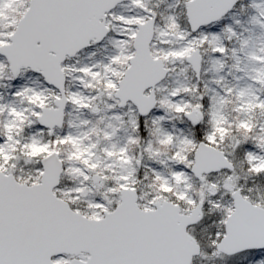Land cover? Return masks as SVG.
<instances>
[{
	"label": "snow or ice",
	"instance_id": "6c2138e0",
	"mask_svg": "<svg viewBox=\"0 0 264 264\" xmlns=\"http://www.w3.org/2000/svg\"><path fill=\"white\" fill-rule=\"evenodd\" d=\"M0 264H264V0H0Z\"/></svg>",
	"mask_w": 264,
	"mask_h": 264
}]
</instances>
